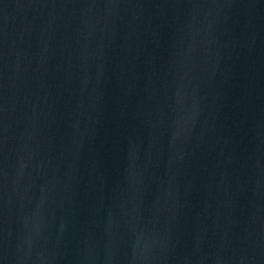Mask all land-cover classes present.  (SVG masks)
<instances>
[{
  "label": "water",
  "instance_id": "obj_1",
  "mask_svg": "<svg viewBox=\"0 0 264 264\" xmlns=\"http://www.w3.org/2000/svg\"><path fill=\"white\" fill-rule=\"evenodd\" d=\"M0 264H264V0H0Z\"/></svg>",
  "mask_w": 264,
  "mask_h": 264
}]
</instances>
